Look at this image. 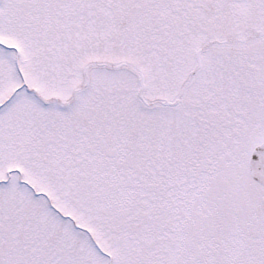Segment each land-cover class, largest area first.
<instances>
[{
	"label": "snow or ice",
	"instance_id": "snow-or-ice-1",
	"mask_svg": "<svg viewBox=\"0 0 264 264\" xmlns=\"http://www.w3.org/2000/svg\"><path fill=\"white\" fill-rule=\"evenodd\" d=\"M0 264H264V0H0Z\"/></svg>",
	"mask_w": 264,
	"mask_h": 264
}]
</instances>
